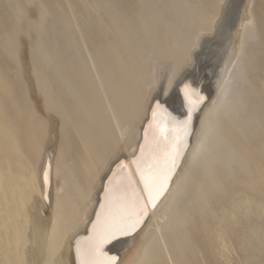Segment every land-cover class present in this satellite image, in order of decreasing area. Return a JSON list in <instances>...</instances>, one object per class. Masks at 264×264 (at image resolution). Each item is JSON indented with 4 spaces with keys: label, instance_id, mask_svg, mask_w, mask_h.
Instances as JSON below:
<instances>
[{
    "label": "bare ground",
    "instance_id": "6f19581e",
    "mask_svg": "<svg viewBox=\"0 0 264 264\" xmlns=\"http://www.w3.org/2000/svg\"><path fill=\"white\" fill-rule=\"evenodd\" d=\"M4 1L11 16L3 15L2 24L9 18L19 39L12 45L8 37L0 50L15 61L20 37L32 35L27 45L36 62L16 60V81L22 87L18 95L10 88L19 82L13 86L15 82L8 80L15 76L5 78L0 69V264H76V240L89 235L102 184L117 162L130 163L139 154L151 105L158 99L178 119L186 115L179 94L183 82L201 85L206 100L192 121L181 165L156 207L149 205L141 229L105 250L118 256L120 264H161L162 254L170 258L169 250L180 254L186 227L195 228L193 220L203 235L211 233L214 249L220 250L221 235L210 229V199L223 191L222 180L231 165L242 163L239 140H245V131L254 134L264 127V101L256 105L245 101L246 70L259 35L257 0H237L231 24L209 40L206 35L215 33L225 0H216L214 16L193 8V1L191 8L185 0H155L165 11L164 18L152 0H134L135 10L128 4L124 9L120 0H94L92 11L106 15L109 32L97 31L102 30V21L100 29L93 28L97 32H58L63 27L46 32L48 1L49 11L41 0ZM4 32L7 37L9 30ZM49 161L45 186L43 169Z\"/></svg>",
    "mask_w": 264,
    "mask_h": 264
},
{
    "label": "rangeland",
    "instance_id": "374dc122",
    "mask_svg": "<svg viewBox=\"0 0 264 264\" xmlns=\"http://www.w3.org/2000/svg\"><path fill=\"white\" fill-rule=\"evenodd\" d=\"M47 1L50 4L51 10L49 9ZM50 1L51 0H41L42 4L44 3L43 5H46L45 8L47 10L48 9L50 10V12H48L49 17L47 15V19L45 21L46 22L45 23V29L47 30L46 32H56L55 29L58 30V29H61V27H63V29H61L62 31L58 30V32H65V31L66 32H68V31L69 32H83V31L90 32L91 30L93 31L97 26H98V29H100L99 27L102 26L101 27L102 30L101 29L97 30V28L95 29L98 32H100V31L109 32L108 27H105V26H108V21H107L108 19L107 20L104 19L106 17V15L101 13L103 16V17H101L100 15H98L99 12L95 11V9L92 11V9L94 8L93 5L95 4L94 0L93 1L92 0L91 1L90 0H84V1H82V0L77 1L76 0L77 2H75L74 0H71V1L70 0H67V1L66 0H60V1L52 0V2L54 1L53 7H55V5H56V9L52 8V3H50ZM73 1H74V3H73ZM130 1H132V2H130ZM152 1L154 2L155 0H152ZM161 1H163V2H161ZM166 1L165 0H159L160 3H166ZM179 1H181V0H179ZM185 1H188L191 3V5H190L191 8L196 3L193 8L202 9L203 13H205V9H206V12L210 13L212 16H214V14H215L216 10H214L213 8L215 7L214 4H216V2H217L216 0H198V2H197V0L196 1L195 0H190V1L185 0ZM192 1H193V6H192ZM211 1H212V3H211ZM236 1L237 0H235V3H234V0H232V1L231 0H225L223 2L222 6H221V10H220L221 11L220 12L221 18H220V16H219V18H217L219 20H217V22L215 23V29L213 31L215 33H210L209 35H206V38H208V40L213 38L216 35V33L220 32V31L222 32L226 27H228V25L231 24L232 19L234 17L233 15H234V8H235ZM1 2L4 4H1ZM1 2H0V6L2 7L4 5L3 8L5 9L4 10L5 13L3 14V8H0V12H1L0 14H2V15H0V17L2 16L0 18L1 19L0 20V23H1L0 35L3 36V37H0V40H1L0 44L3 43L5 41V39L7 40V38L9 37L10 39H8V40L13 45V43H16L17 39H19V38H18V36H16L15 32L11 31V26H10L11 20H9V18H7L5 20L3 19V21L4 22L7 21V23L5 22V25L2 24L3 15H4V18L8 17L7 15L11 14V10L8 8L9 6L5 5L6 4L5 1L3 2V0H1ZM45 2H47V4ZM69 2H71L72 5H70ZM80 2L83 4H81ZM117 2H121V4L123 3L124 9L127 8V7H125V5L128 4V5L132 6V7H130L131 10L132 9L135 10V6H134L135 3L133 5L134 0H124V2H123V0H120ZM117 2H116V5L119 4ZM159 2L156 3V1H155L154 3H156L157 8H160L159 9L160 10L159 14H161L160 17L164 18V17H166L165 11H163V9L161 8L162 5L159 4ZM199 2H200V4H199ZM79 3L81 4L82 9L79 7L80 5H78ZM89 3H91V5ZM227 3H228V5H227ZM7 4L9 5L11 3H7ZM57 4H59V5H57ZM146 4L148 5V3H146ZM63 5H65L64 8H63ZM84 5H85V8L89 9V12L86 11L87 9L84 10L85 9ZM212 5H213V7H212ZM226 5H227V8H226ZM47 6H48V8H47ZM58 6L60 9L58 8ZM206 6H207V8H205ZM90 7H91V9H90ZM146 7H148V6H146ZM146 7H145V9H146ZM130 8H128V9H130ZM8 10H10L9 11L10 14H7V13H9ZM222 10H224V11H222ZM62 11H64V12H62ZM85 11H86V13L87 12L92 13V15L95 12L94 13L95 16L93 15V17H92V15L86 14ZM33 12L34 11H32L31 13H33ZM55 12H56V14H55ZM63 13H65V14H63ZM74 13H76V14H74ZM30 15L33 16L32 18H35V13L30 14ZM59 15L62 16V19L59 17ZM63 15H64V17H63ZM65 15L66 16L68 15L69 17L68 16L65 17ZM86 15H87V17H86ZM88 15L91 16V18ZM163 15H164V17H163ZM211 15H209V16L212 17ZM51 16L54 17V19L56 17H58V20L56 18L57 22L54 19L53 20L51 19L52 20V22H51V20H50ZM255 16H256V22H257V31L256 32H259V35L256 38L255 43L253 44V51L250 53V58L252 55L251 63H250V66L246 70V82H247L246 83L247 84L246 92H248V94L246 93V95H245V101L251 105L253 102L256 105V104L260 103L261 101H264V94H263L264 91L262 92V90H261L262 84L264 82L263 81L264 80V34H263V32H264V0H257L256 1ZM72 17H73V19H72ZM92 18H95L94 19L95 22L94 21L90 22V20ZM97 18H98V21H97ZM100 18L103 20H101ZM222 18H223V21H222ZM10 19H11V17H10ZM63 20H67V21L70 20V24H72V25L66 23L67 21H64L63 23H61ZM8 21H10V23ZM54 21L57 23V24L55 23L56 25L54 24ZM59 21H61L60 22L61 24H63V25L65 24V26L68 24V27H65V26L59 24L58 23ZM73 22H75V23H73ZM80 22H81V24H80ZM88 22H90V23H88ZM93 22H94V24H93ZM100 22H101V24L104 23L105 25L103 24L100 26L99 25ZM84 23H86V26ZM48 24L51 25V26H49V29H50V27H53L55 25L54 26L55 28L53 27L54 31L52 28H51L52 31L51 30L49 31ZM2 25L5 26L4 27L5 30L3 29ZM80 25H81V27H80ZM91 25H92V27H91ZM75 26H76V28H75ZM89 26H90V29H88ZM2 29H3V31H5L4 33H6L9 30L10 33L7 32L9 34V35L7 34V37H4V35L2 33L3 32ZM97 31H93V32H97ZM14 35L16 37H14ZM12 36L14 38H12ZM41 36L43 38L44 43H46V45H47V40H46V37H44L45 36L44 33L41 34ZM30 37L29 36L25 37V35H22L20 37L19 42L21 43V48H20L18 57L15 59V61H14V58H12L11 56H9V55H8L9 57L7 56V54H8V53H6L7 51L0 50V54H2V53L4 55L6 54L5 56L3 54H2L3 56H0V58L2 57L3 59L5 57L4 62H2V58L0 59L1 72L3 70L2 73H3V75H5V78H6V75L8 76V78H10V76L12 78H13V76H15V80H13V79L11 80V79L7 78L12 83L17 80V77H16L17 76V73H16L17 69L15 70L14 66H16L15 68H18L17 67L18 61H20L22 63L27 62V61L30 63H31V61L36 62L35 52L33 50H30L28 48V45H27L28 41L30 40L29 39ZM11 38L13 40H11ZM0 49H3V48L1 47ZM33 55L35 58L33 57ZM30 56L33 57L34 59L33 58L31 59ZM8 58H10L11 60H9ZM16 60H18V61L16 62ZM4 63H5V65L7 64L8 66H10V67H7L8 71L5 69L6 67L4 66ZM193 64H194V62H193ZM191 66L192 65H190L185 70H183L182 73L191 69ZM12 68L14 69V71H12ZM4 69L7 72H5ZM4 73H6V74H4ZM9 81H8V85L10 84ZM16 82L13 84L11 83V84L13 86H14V84L17 85V83L19 81L17 83ZM18 84L19 85L15 86V88H18L20 86V82ZM12 85H9V88ZM12 88H10V89L13 91H16V92L12 91L13 94L15 93L16 95H18L17 93H20V91L22 92L21 86L19 87V88H21V90L18 88L19 92L17 91V89L15 90V88H13V89ZM252 90L254 92H252ZM249 132L245 131V133H244V137H245L246 141L245 140H243V141L239 140V143H240L239 144L240 145L239 146V152H240L239 157H240V161L242 163L240 165H238V164H232L231 165L232 169L230 167V169H231L230 172L222 180L223 191L219 194L214 195L210 199V206H211L210 207V209H211V219H210L211 226H210V229H213L214 231H217L220 233L222 241H223L222 248L220 250H218L219 252L216 249H214V246H217V245L214 244L213 240L210 239L211 233H209V235L208 234L203 235L204 233H201L197 222L193 220L192 222H193L195 228H194V230L191 231L190 227H186L185 234H184L185 238L182 240V243L180 245L181 246L180 254L179 253L176 254L172 249L169 250L170 251L169 255H170L171 260H170L169 256H167L166 254H164V255L162 254L161 258H160L161 264H171V263H173V264H198V263L199 264H226V263L227 264H252V263L253 264H259V262H260V264H264V235H263L264 234V207H263L264 206L263 205L264 204L263 203L264 202L263 201L264 200V181H263V179H264V151H263L264 150V140H263L264 139V127H261L257 133L253 134V133H249ZM260 133H261V135H260ZM262 133H263V135H262ZM262 146H263V150H262ZM245 153H246V155H244ZM260 154H262V155H260ZM261 157H262V159H261ZM245 172H246V174H245ZM257 190H259V191H257ZM253 191L256 192L257 195ZM247 193H249V194L247 195ZM258 193L259 194L261 193V194L259 195ZM249 195H250V197H249ZM243 202H245L244 203L245 205L242 204ZM242 205H243V207L241 208ZM247 206L249 207V209L247 208ZM232 209H233V211H232ZM234 212H236V213H234ZM252 214H253V216H252ZM233 217H235V218H233ZM230 219H232L233 222L230 221ZM255 220H256V222H255ZM196 227H198V229ZM194 233H195V235H193ZM229 241H230V243H228ZM230 244H231V246H230ZM226 249L228 250L227 252H226ZM215 250L218 253H220V255L218 254L219 259H218V256L217 257L215 256V252H216ZM224 258L226 261H224ZM168 259H169V261H168ZM187 259H189V260H187Z\"/></svg>",
    "mask_w": 264,
    "mask_h": 264
},
{
    "label": "snow or ice",
    "instance_id": "6c2138e0",
    "mask_svg": "<svg viewBox=\"0 0 264 264\" xmlns=\"http://www.w3.org/2000/svg\"><path fill=\"white\" fill-rule=\"evenodd\" d=\"M179 94L185 118L178 119L160 100H155L143 129L139 154L130 163L121 160L110 169L89 235L76 240V264H120L118 256L109 255L106 246L137 233L146 222L149 205L155 208L168 189L188 148L193 115L206 100L191 82H183ZM49 178L50 161L43 169L45 186Z\"/></svg>",
    "mask_w": 264,
    "mask_h": 264
},
{
    "label": "water",
    "instance_id": "95a60500",
    "mask_svg": "<svg viewBox=\"0 0 264 264\" xmlns=\"http://www.w3.org/2000/svg\"><path fill=\"white\" fill-rule=\"evenodd\" d=\"M197 88H199L200 90L202 89V88H201V85L197 86ZM202 94H203V93H202ZM195 115H196V112H195L194 115H193V120H194ZM184 118H185V116H183V117H181V118H179V119H184ZM105 249H106V248H105Z\"/></svg>",
    "mask_w": 264,
    "mask_h": 264
}]
</instances>
